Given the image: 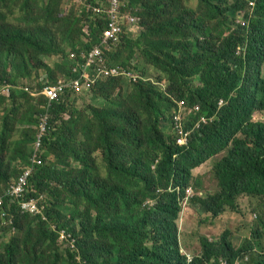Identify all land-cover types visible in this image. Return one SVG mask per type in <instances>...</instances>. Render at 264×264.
<instances>
[{
    "label": "trees",
    "instance_id": "1",
    "mask_svg": "<svg viewBox=\"0 0 264 264\" xmlns=\"http://www.w3.org/2000/svg\"><path fill=\"white\" fill-rule=\"evenodd\" d=\"M109 1L87 0L104 7ZM120 1L121 43L105 58L138 80L109 79L90 92L63 93L47 108L44 96L24 90L47 85H36L32 73L45 69L50 85L75 77L68 54L100 43L104 17L80 4L68 8L66 0H0L1 195L31 163L46 119L43 163L27 191L39 198L40 213L22 212L18 200L3 195L0 264H264V246L255 253L246 240L235 247L205 237L201 254L189 259L178 225L186 190L199 183L193 170L220 153L212 167L218 189L188 197L190 208L216 219L236 211L241 196L259 198L264 207V122L252 119L264 109V0L252 12L250 0ZM241 13L247 23L234 28ZM127 16L139 20L137 36ZM80 97L97 104L80 109L74 102ZM179 99L199 105L185 123L196 126L188 147L162 127L168 118L172 129ZM202 116L206 123L197 126ZM62 230L76 238L75 249L60 242Z\"/></svg>",
    "mask_w": 264,
    "mask_h": 264
},
{
    "label": "built area",
    "instance_id": "2",
    "mask_svg": "<svg viewBox=\"0 0 264 264\" xmlns=\"http://www.w3.org/2000/svg\"><path fill=\"white\" fill-rule=\"evenodd\" d=\"M74 3L80 4L83 8L91 13L93 16L104 17L106 26L103 30V37L98 45L93 47L90 51H82L77 54L74 51L69 52L68 57L74 63L72 74L75 77L60 78L54 85H45L41 91L31 90L28 87L24 90L31 94L33 97L44 96L47 99V108H49L54 102H56L63 93L74 92L83 94L90 92L94 86L99 82H106L109 79L128 78L133 81H137L138 77L132 69L126 70L120 66H110L105 58V50L115 47L121 42V35H123L122 23L125 18L121 16V8L124 4L120 0H110L106 7L96 6L88 3L87 0H70ZM76 1V2H75ZM256 0L249 1V11L252 12L255 6ZM99 4V2L97 3ZM130 30L139 27L138 19L132 16H127ZM3 93H6L5 88L2 89ZM223 101L219 102L222 105ZM199 111V105L190 106L185 101H177L176 107L172 111V125L175 131L176 144L184 147L189 146L191 139V130L187 129L185 123L190 119L189 115H197ZM197 126L201 123H206L204 116L197 119ZM195 122V125H196ZM46 119L41 120L40 128L37 134V140L34 144L31 163L26 167L20 176L18 182L13 184L9 190H6L4 194L11 197H19L24 192L27 193L29 189V179L37 165L43 163L40 154L42 152V136L45 134ZM191 189H187V197L191 196ZM3 194V195H4ZM0 194V206L2 204V197ZM22 212L39 214V198L32 197L29 200H18ZM60 242L70 246L72 249L76 248V238L65 230L60 233Z\"/></svg>",
    "mask_w": 264,
    "mask_h": 264
},
{
    "label": "rangeland",
    "instance_id": "3",
    "mask_svg": "<svg viewBox=\"0 0 264 264\" xmlns=\"http://www.w3.org/2000/svg\"><path fill=\"white\" fill-rule=\"evenodd\" d=\"M66 2L68 8H80L76 1V3L70 0H66ZM194 4L195 3H192V6H194ZM64 6L66 5L64 4ZM246 13H241L235 17L234 28L239 24L243 25L247 23V19L245 18ZM132 31V33L137 36L140 32V29L139 27H135L132 29ZM56 58L58 57H52L47 60L52 70H55V61H57ZM136 62L141 64V61ZM46 73L47 71L45 69L35 70L32 73L33 76L30 80L34 79L33 82L36 83V85H44L46 83L47 85H50L51 83H49L50 81L47 80ZM148 73L154 77L157 76L156 73L152 72L151 70H149ZM261 77L264 79V65L261 68ZM163 88L166 87L163 86ZM5 90L6 93L9 94V87H6ZM74 102L80 109L84 107L83 105L86 106L89 103L97 104L96 102H93L92 99H81V97L75 99ZM1 114L2 112H0V116ZM252 119L254 121L264 122V109L255 111L252 115ZM162 127L165 134L169 136V132L171 134V130L169 127L168 118L162 123ZM223 154L224 153H220L212 157L198 168L193 170L194 180L195 177L198 176L199 183L188 187L192 190L191 196L188 197H192L195 194L206 197L218 189V181L214 176L212 167L214 166L215 161L221 158ZM20 166L21 165H19V167ZM32 197L33 196L27 197V193L24 192L19 197H12L11 200H29ZM237 204L238 209L236 211L227 210L216 219H212L210 215L203 216L204 214H199L193 208H190L192 204L185 198L181 202L182 208L178 221L181 252L187 255L189 259L200 255L202 252L200 238L205 237L210 241H220L222 239L233 241L235 247H238L246 240L247 242H250L251 245H253V251L255 253H261L259 247L264 246V227L258 222L259 218L264 221V207L262 206L261 199L256 197L247 198L246 196H241L237 198ZM244 259H246V256Z\"/></svg>",
    "mask_w": 264,
    "mask_h": 264
},
{
    "label": "crops",
    "instance_id": "4",
    "mask_svg": "<svg viewBox=\"0 0 264 264\" xmlns=\"http://www.w3.org/2000/svg\"><path fill=\"white\" fill-rule=\"evenodd\" d=\"M179 100H183V101H185L187 104H189L190 106H193V105H191L187 100H185V99H179ZM195 105V104H194ZM192 114H190L189 115V117L190 118H192ZM193 118H194V116H193ZM194 130H196V129H192L191 130V134H192V132L194 131ZM171 134H172V136H175V131H174V129H173V125H172V129H171ZM178 146H180V147H184V146H181V145H178Z\"/></svg>",
    "mask_w": 264,
    "mask_h": 264
},
{
    "label": "clouds",
    "instance_id": "5",
    "mask_svg": "<svg viewBox=\"0 0 264 264\" xmlns=\"http://www.w3.org/2000/svg\"><path fill=\"white\" fill-rule=\"evenodd\" d=\"M255 5H256V3H255ZM254 8H255V6H254ZM254 8H253V10H254ZM253 10H252V11H253ZM179 101H181V100H179ZM220 101H221V100H220ZM220 101H219V102H220ZM222 101H223V100H222ZM220 106H221V105H220Z\"/></svg>",
    "mask_w": 264,
    "mask_h": 264
}]
</instances>
